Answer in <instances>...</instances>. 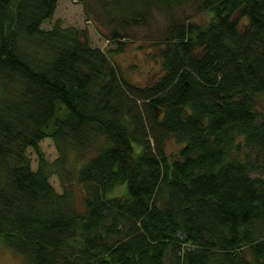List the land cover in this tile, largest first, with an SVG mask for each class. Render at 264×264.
Listing matches in <instances>:
<instances>
[{
	"label": "trees",
	"instance_id": "trees-1",
	"mask_svg": "<svg viewBox=\"0 0 264 264\" xmlns=\"http://www.w3.org/2000/svg\"><path fill=\"white\" fill-rule=\"evenodd\" d=\"M125 1L117 53L169 14L148 86L86 29H44L59 0H0V242L24 264H264V0ZM187 1L209 20L176 18Z\"/></svg>",
	"mask_w": 264,
	"mask_h": 264
},
{
	"label": "rangeland",
	"instance_id": "rangeland-1",
	"mask_svg": "<svg viewBox=\"0 0 264 264\" xmlns=\"http://www.w3.org/2000/svg\"><path fill=\"white\" fill-rule=\"evenodd\" d=\"M129 4L125 0H59L54 18L46 22L43 28L50 29L56 21L61 20L63 27L86 29L93 47L100 48L109 56H113L111 59L133 83L148 86L163 74L162 62L154 59L153 54L157 49L156 41L169 23V14L165 10L162 12L154 7L148 26H136L129 30L122 29V35L127 36V45L123 52L117 53L115 52L116 45L109 39L112 30L119 27V22L116 19L122 13L117 11L118 7L129 10L130 8L127 9ZM112 5L115 6V14L111 9ZM139 8L143 9L144 7L140 4ZM131 9L134 11L133 7ZM173 15L181 20L190 19L201 23L209 20L207 13H197L196 9L192 7V2L189 1L181 7H173ZM111 16H115L116 19L111 20ZM258 111L264 114V95L258 99ZM40 146L48 160L54 161L57 158L58 153L52 140H45ZM179 149L180 146L174 138H170L166 142V153L169 156H175ZM29 156L33 167L36 168L38 158L34 150H29ZM52 183L57 190L61 191L60 183L56 178L52 179ZM123 190L118 188L115 193H123ZM0 264H24V260L5 248L0 242Z\"/></svg>",
	"mask_w": 264,
	"mask_h": 264
}]
</instances>
